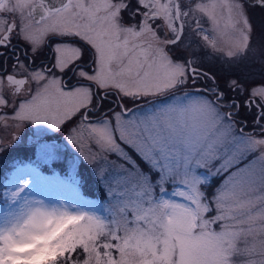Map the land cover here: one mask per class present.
<instances>
[{
  "label": "snow or ice",
  "instance_id": "6c2138e0",
  "mask_svg": "<svg viewBox=\"0 0 264 264\" xmlns=\"http://www.w3.org/2000/svg\"><path fill=\"white\" fill-rule=\"evenodd\" d=\"M251 7L264 0H0V153L27 150L26 128L41 161L73 152L65 177L13 162L0 264H264ZM82 164L99 200L81 192Z\"/></svg>",
  "mask_w": 264,
  "mask_h": 264
},
{
  "label": "rangeland",
  "instance_id": "374dc122",
  "mask_svg": "<svg viewBox=\"0 0 264 264\" xmlns=\"http://www.w3.org/2000/svg\"><path fill=\"white\" fill-rule=\"evenodd\" d=\"M252 12H253V10H252ZM253 13L255 14V16H256V14H258L259 17L264 18V9H262V8L261 9H259V8L255 9V11ZM249 14L252 17V15H251L252 13H251L250 8H249ZM252 19H253V17H252ZM253 21L256 23V21L254 19H253ZM222 23H223V21H222ZM205 67H206V69H209L212 72L217 73L219 76L223 77V76L227 75L226 66L221 64L219 61H217L213 58H209L206 61ZM261 80H264V75H262L259 65H253L251 67L248 75H247V83L250 85L251 84H258ZM24 131L27 133V139L25 142L27 150H22L20 148H17L14 150L18 153H20L21 151H25L29 154V156L32 159H34L33 161H26L25 163L35 162V163L39 164L40 171H41L42 175H44V176H52L55 174V175H58L61 177H65L67 174V163H68L69 158L73 155V152L71 150H69L59 160H55V161L48 160L47 162H43L40 160L39 156L37 154H35V149L33 147H31L32 140H33L34 128H26ZM63 135H66V133L49 132L48 136L45 137V139H51L57 143H64ZM9 150H12V149H9ZM83 152H84L85 156L89 155L87 146L84 147ZM18 153H15V154H18ZM17 157H19V156L12 158L8 154L7 151H5L4 153H0V182H5L6 179L9 177L10 172L13 170L14 160L16 159L15 161H21V159H17ZM9 164H10V166L7 168V166ZM45 166H47L51 171H53V173L47 174V173L43 172L42 169L45 168ZM79 174L82 177V185H81L82 194L84 195V193L82 191V189H83L82 186H85V184H89V186L93 187L94 190L97 191L96 200H99L101 197V189H100V186L97 183L95 177L93 176L91 167L87 164H82L79 167ZM86 198H88V197H86Z\"/></svg>",
  "mask_w": 264,
  "mask_h": 264
},
{
  "label": "trees",
  "instance_id": "16d2710c",
  "mask_svg": "<svg viewBox=\"0 0 264 264\" xmlns=\"http://www.w3.org/2000/svg\"><path fill=\"white\" fill-rule=\"evenodd\" d=\"M257 8H259V9H264V7H251L250 8V10H251V15H252V17H253V19L256 21V24L258 25H260L261 23H264V18H262V17H259L258 16V14H256V16L258 17H256L255 16V14L253 13L254 11H255V9H257ZM252 10H253V12H252ZM7 152H8V154L12 157V158H14V157H16V156H19V157H17V159H21V161H24V162H26V161H33L34 159H32L30 156H29V154L27 153V152H25V151H21L20 153H18V152H16L15 150H7ZM15 153H18V154H15ZM15 155V156H14ZM24 155V156H23ZM11 158V159H12ZM16 160V159H15ZM14 160V161H15ZM10 166V164L7 166V168ZM43 169H46V170H49V168L47 167V166H45V168H43ZM82 188H83V190L85 191V193H87L88 195H90V196H94V197H96L97 196V191L96 190H94V188L93 187H91V186H89V184H85V186H82Z\"/></svg>",
  "mask_w": 264,
  "mask_h": 264
},
{
  "label": "flooded vegetation",
  "instance_id": "af4514ba",
  "mask_svg": "<svg viewBox=\"0 0 264 264\" xmlns=\"http://www.w3.org/2000/svg\"><path fill=\"white\" fill-rule=\"evenodd\" d=\"M56 43L55 38L50 39L51 46L54 47ZM52 52L49 50V47H45L39 57L36 59V66L41 64H49L51 62Z\"/></svg>",
  "mask_w": 264,
  "mask_h": 264
}]
</instances>
